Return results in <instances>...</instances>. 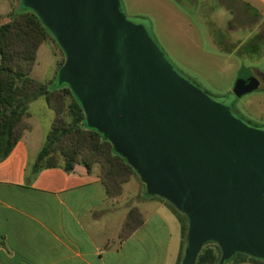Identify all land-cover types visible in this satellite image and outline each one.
<instances>
[{
  "label": "water",
  "instance_id": "95a60500",
  "mask_svg": "<svg viewBox=\"0 0 264 264\" xmlns=\"http://www.w3.org/2000/svg\"><path fill=\"white\" fill-rule=\"evenodd\" d=\"M65 54L58 85L157 196L189 222L182 264L218 244L222 259L264 262V127L237 116L233 102L260 86L250 73L226 98L181 74L149 21L121 0H21Z\"/></svg>",
  "mask_w": 264,
  "mask_h": 264
},
{
  "label": "crops",
  "instance_id": "0c3cea01",
  "mask_svg": "<svg viewBox=\"0 0 264 264\" xmlns=\"http://www.w3.org/2000/svg\"><path fill=\"white\" fill-rule=\"evenodd\" d=\"M238 1L264 19V0ZM19 9L17 0H0V27ZM31 133L0 162V264H182V225L164 201L125 184L143 223L122 237L131 209L123 196L109 197L98 170L82 164L34 172L44 143Z\"/></svg>",
  "mask_w": 264,
  "mask_h": 264
},
{
  "label": "rangeland",
  "instance_id": "374dc122",
  "mask_svg": "<svg viewBox=\"0 0 264 264\" xmlns=\"http://www.w3.org/2000/svg\"><path fill=\"white\" fill-rule=\"evenodd\" d=\"M121 1L129 17L149 21L155 39L170 62L206 94L226 98L250 73L258 77L261 80L260 88L244 94L232 103L231 109L247 124L264 127V19L261 15L248 10L238 0ZM17 2L20 7L19 0ZM65 60V54L57 42L49 39L40 47L30 76L47 85H58L60 68ZM71 102L70 97L66 99L63 114L70 123L75 119L69 108ZM55 118V111L46 98L41 97L31 103L25 122L29 129L32 128L31 135L41 139L45 145ZM94 168L99 173V165H94ZM129 182L146 197L160 199L147 195L146 185L137 173ZM123 195L124 189L117 198ZM130 195L123 196V201L131 211L138 197L130 198ZM170 210L175 217H180ZM205 245L218 248L222 257L218 244ZM221 263H224L223 260Z\"/></svg>",
  "mask_w": 264,
  "mask_h": 264
},
{
  "label": "trees",
  "instance_id": "16d2710c",
  "mask_svg": "<svg viewBox=\"0 0 264 264\" xmlns=\"http://www.w3.org/2000/svg\"><path fill=\"white\" fill-rule=\"evenodd\" d=\"M19 2L20 9L13 12L10 21L0 27V162L10 156L24 133L29 130L25 118L29 116L31 103L44 97L55 111L56 118L33 165L34 172L54 167L71 172L77 164L84 165L92 172L94 165H99V176L108 196L119 197L123 193L124 185L136 174L135 170L97 130L88 128L85 114L68 85L51 86L30 76L40 47L49 39L55 40L39 17L33 11L25 9L21 0ZM69 97L72 99L69 108L75 116L71 123L63 117L65 102ZM164 202L180 216L178 219L182 225L185 249L188 219L173 205ZM142 223L140 211L137 208L132 209L124 225L122 237L130 235ZM222 260L218 248L205 245L196 264H222ZM239 260L264 264L263 261L243 254H238L223 264Z\"/></svg>",
  "mask_w": 264,
  "mask_h": 264
},
{
  "label": "flooded vegetation",
  "instance_id": "af4514ba",
  "mask_svg": "<svg viewBox=\"0 0 264 264\" xmlns=\"http://www.w3.org/2000/svg\"><path fill=\"white\" fill-rule=\"evenodd\" d=\"M258 78V77H257ZM260 80V79H259ZM260 85H261V80H260ZM259 88H260V86H259Z\"/></svg>",
  "mask_w": 264,
  "mask_h": 264
}]
</instances>
